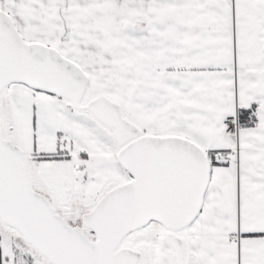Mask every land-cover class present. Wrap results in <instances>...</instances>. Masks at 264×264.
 <instances>
[{"label":"snow or ice","instance_id":"obj_1","mask_svg":"<svg viewBox=\"0 0 264 264\" xmlns=\"http://www.w3.org/2000/svg\"><path fill=\"white\" fill-rule=\"evenodd\" d=\"M0 264H264V0H0Z\"/></svg>","mask_w":264,"mask_h":264}]
</instances>
